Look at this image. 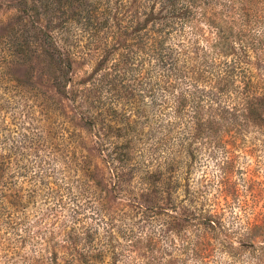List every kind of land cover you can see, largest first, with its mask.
<instances>
[{
	"label": "trees",
	"instance_id": "obj_1",
	"mask_svg": "<svg viewBox=\"0 0 264 264\" xmlns=\"http://www.w3.org/2000/svg\"><path fill=\"white\" fill-rule=\"evenodd\" d=\"M6 1L11 14L0 21V182H8L9 166L17 174L20 144L49 158L78 150L75 172L90 192L71 202L68 218L57 216L51 229L59 227L58 236L50 230L45 241L49 252L61 248L78 264H117L122 236L132 264H235L215 252L230 256L244 244L264 256L258 242L264 240L263 213L243 220L246 240L237 245L222 221L229 197L239 195L226 183L237 182L231 152L246 132L264 130V0ZM32 60L41 65L47 87L81 117L94 159L42 84L25 76ZM80 61L90 70L74 80ZM201 152L218 167L216 196L202 185L205 174L191 176ZM99 160L113 168L114 198L125 191L119 169L135 181L127 209L106 208L98 195ZM241 181L261 182L252 176ZM18 207L0 201L5 228H16L11 209Z\"/></svg>",
	"mask_w": 264,
	"mask_h": 264
},
{
	"label": "rangeland",
	"instance_id": "obj_2",
	"mask_svg": "<svg viewBox=\"0 0 264 264\" xmlns=\"http://www.w3.org/2000/svg\"><path fill=\"white\" fill-rule=\"evenodd\" d=\"M6 0H3L0 6V21L6 22L11 14L6 9ZM31 68L27 69L26 77H31L32 83L39 82L42 91L52 98V101L59 105V111L63 112L65 117L63 120L67 129L79 135L80 142L85 147L86 152L91 159L95 158L96 153L90 150L91 135L82 122L81 117L73 109L71 103L66 99H62L54 90L47 87L45 77L42 75L40 64L30 61ZM73 79L78 80L90 70L89 65L78 62L73 66ZM42 80V81H41ZM11 121V116L7 119ZM56 124V122H54ZM59 131V129H57ZM65 142L55 147L60 151ZM79 142V143H80ZM240 148V149H239ZM234 149L231 154L234 158L233 162V178L237 182H226L235 187L239 191L237 197H229L223 214V223L227 235L236 244L241 240H246V233L243 230L242 222L257 212L264 214V130L248 131L245 133L242 146ZM71 151V150H70ZM17 153V174L14 176V167H8L6 178L8 182H0V201H16L19 202L18 209H11L14 220L18 223L15 229L9 230L5 228L4 223L0 221V264H78L75 260H71L69 255L61 248L55 249L52 254L50 248L46 246V239L49 232L60 231L59 227L52 226L58 218H68V209L71 207L73 200H85L89 195V190L85 187L86 182H80L77 178L75 168L80 162V152L71 151L67 154L54 156L49 158L47 154L40 150L35 154L25 147L19 146ZM199 158L192 172V178H196L200 174H205L208 182H201L207 187L208 196H216L220 182H218L219 170L216 166L214 158H206L204 152ZM103 155V153H102ZM216 159L220 158V154H216ZM69 160L68 166L62 164L63 160ZM113 168L99 160V171L94 172L95 179L98 181L99 196H103L106 208L114 209L118 207L121 210L127 209L125 205L127 200L131 198V180H126L127 170L119 169L122 191L117 198H114L113 184H117L112 177ZM252 176L261 182H242L241 177ZM193 184L194 182H189ZM251 188V189H250ZM181 195L179 194V197ZM255 199V204L247 206L245 209L240 206L242 200ZM74 198V199H73ZM58 202H64L65 207L58 206ZM249 204V202H248ZM17 209V210H16ZM4 214V212H1ZM2 219V218H0ZM21 234V235H20ZM23 234V235H22ZM55 242L58 240L54 238ZM119 250L121 256L117 264L131 263V248L127 245L128 237L119 236ZM259 239H256L257 242ZM264 245V240L258 241ZM258 242L256 244H258ZM260 249L247 246L246 244L239 246L233 255L226 254L217 250L215 257L222 262H234L235 264H256L260 262L264 264V256L260 257L258 252ZM107 260V255H104ZM95 264H106L104 262H96ZM189 264H196L194 260H190Z\"/></svg>",
	"mask_w": 264,
	"mask_h": 264
}]
</instances>
